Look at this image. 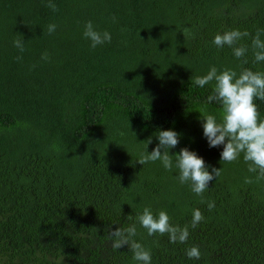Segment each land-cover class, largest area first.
Masks as SVG:
<instances>
[{"label": "trees", "instance_id": "obj_1", "mask_svg": "<svg viewBox=\"0 0 264 264\" xmlns=\"http://www.w3.org/2000/svg\"><path fill=\"white\" fill-rule=\"evenodd\" d=\"M52 2L57 11L49 0H0V264H137L107 230L133 223L152 264H264V180L242 156L226 163L223 146H208L201 109L219 118L220 105L207 102L212 84L192 82L213 65L264 72L251 47L264 0ZM88 21L111 42L93 49ZM232 29L250 33L242 59L212 43ZM256 104L264 118V100ZM169 129L181 134L170 155L187 147L221 168L202 196L178 170L136 162L143 141L152 137L150 153ZM145 207L188 226L187 241L149 236L137 221ZM194 209L204 220L191 227ZM192 246L200 259L187 257Z\"/></svg>", "mask_w": 264, "mask_h": 264}, {"label": "clouds", "instance_id": "obj_2", "mask_svg": "<svg viewBox=\"0 0 264 264\" xmlns=\"http://www.w3.org/2000/svg\"><path fill=\"white\" fill-rule=\"evenodd\" d=\"M46 6L53 11L58 10L52 0H49ZM56 28L57 25L50 24L47 31L52 34ZM249 35L248 31L227 30L222 34H216L212 43L217 48L228 46L237 59H242L248 52V47L240 44V41ZM83 36L91 42L90 46L93 49L110 43L112 39L108 31L96 30L92 21L86 22ZM22 40L14 41L15 47L21 52L24 51ZM251 47L254 62H264V30L257 29L252 36ZM49 58L47 52L42 54L41 59ZM243 62L247 63L246 60ZM192 82L201 88L212 84V94L207 97V102L210 104L215 101L220 105L219 118L216 114L207 113L206 108L201 109L204 113L200 114L203 136L208 146L210 148L223 146L220 160L226 163L235 162L242 156L248 164V171L257 174L256 180H264V118L260 117L256 104L257 99L264 100V72L249 68H243L240 72L230 68L218 70L213 65L205 75L193 77ZM180 137V133L170 129L158 131L157 145L149 153L147 147L152 143V137L143 141L145 151L140 153L136 162L144 165L160 161L165 170H178L179 174L175 178L181 184H189L193 193L202 196L209 188V184L221 174V168L212 167L209 171L210 166L206 165L204 159L187 147L181 148L179 154L170 155L169 150L177 147ZM252 182L251 178H245V183ZM213 207L214 202H209L208 208ZM203 220L201 211L194 209L191 227H196ZM137 221L149 236L167 234L171 243H184L189 237L188 226L181 228L172 224L165 211L154 215L149 207H145L137 216ZM107 230L112 248L118 250L127 246L132 251L133 259L137 264H152L151 251L134 239L137 235L136 223L130 224L127 228L110 227ZM186 255L189 259L198 260L201 252L198 246H192L186 250Z\"/></svg>", "mask_w": 264, "mask_h": 264}]
</instances>
